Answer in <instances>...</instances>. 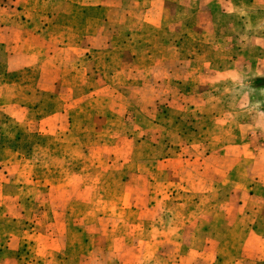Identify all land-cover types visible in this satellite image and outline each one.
Wrapping results in <instances>:
<instances>
[{
  "label": "crops",
  "instance_id": "crops-1",
  "mask_svg": "<svg viewBox=\"0 0 264 264\" xmlns=\"http://www.w3.org/2000/svg\"><path fill=\"white\" fill-rule=\"evenodd\" d=\"M259 12L263 15L254 22L261 27L257 33L263 35L264 0H0V76L37 68L33 79L35 93L52 95L61 104L38 117L33 107L28 108L19 100L20 95L9 92V84L1 78L0 113L27 126L29 131L59 137L75 146L80 143L76 131L90 124L87 120L92 118L90 131L127 134L131 138H124L125 145L133 148L135 127L109 128L105 125V115L110 113L124 121L134 109L138 110L135 106H141L138 101L146 98L141 113L158 114L162 118L161 124L152 121L151 128L159 126L161 133L156 135L158 140L147 141L151 146L150 154L141 156L137 166L145 165L143 171L148 175L146 199L141 196L140 204L133 202L135 198L127 191L131 179L126 178L123 201L115 209L117 212L108 216H120L121 211L127 209L134 214L145 211L152 216L151 230L164 233L156 228L158 222H162L161 231L167 232L174 226L175 212L182 209L183 219L192 208L197 210L203 196L213 201L215 194L225 190L226 194L236 196L235 206L230 211H239L240 223L247 229L239 251L235 255L232 251L228 257L230 264H264V104L254 111L260 123L249 125L253 111L249 112L246 106L250 100L219 114L216 109L210 110L211 103L207 102L206 91H203L204 86L220 81H236L239 87L248 90L264 88L250 85L245 66L240 62L229 63L224 68L211 59L195 63L197 43L222 51L228 44L221 42L217 34L222 32H217V28L223 27L228 34L238 19L237 24L247 29L249 18ZM197 14L210 19L205 27L202 22L198 25L193 21ZM221 15L229 18L225 26L218 24ZM167 22L173 24L172 28H167ZM187 23L189 29H186ZM144 31L147 32L145 40L141 34ZM244 32L243 36H247L242 37L243 40L249 38L247 31ZM139 41H145L146 46L140 47ZM261 46L264 54V45ZM155 49L163 53L154 54ZM106 52L121 54L117 67L107 73V79L106 72L103 74L97 68ZM258 74L253 77H264V71ZM80 84L88 89L78 98L75 87ZM138 86L140 88H136ZM164 86L167 89L163 90ZM127 89L135 91L137 99L127 97ZM122 98L127 100L118 102ZM99 99L106 101L105 111L95 110L94 115L86 117L89 112H85V107ZM233 99L234 96L228 95L227 100ZM161 104L166 106L160 107ZM171 110L176 112L175 116L168 115ZM100 113L104 123L95 129ZM240 114L241 120L236 119L234 115ZM166 166L171 173L169 178L161 175ZM33 171V162L23 156L16 154L0 159V211L5 209L8 213L3 228L22 222L19 211L26 215V199H20L19 191L36 187L38 181L33 180ZM78 178H81L78 173H71L63 181L51 183L49 188L70 186ZM79 188H70L67 192ZM172 195L174 200L171 201ZM179 195L184 197L176 198ZM188 199L190 202L186 201ZM10 202L15 204L13 210L18 214L10 212L13 206ZM102 207L100 203L97 216H105ZM51 211L54 213L49 224L51 231L37 230L41 219L27 224L21 233L0 230L1 263L9 256L11 262L23 264L25 260L19 256V251L25 242L33 241L38 255L49 253L53 236L60 234L57 233L62 230L60 227L64 228L62 219H57V210ZM64 212L63 206L62 214ZM103 218L112 220V217ZM125 222L118 219L114 225L117 229ZM98 223L102 224L101 220ZM231 225L226 226L222 238L215 239L211 233L204 241L205 246L198 250L191 249L193 236L185 234L182 228L157 244L148 237L135 238L137 247L130 240L113 235L110 241L119 247L111 255L117 260L126 256L128 264H140V257L143 258L141 264H219L220 260L221 264L227 256L224 258L219 250L225 241L229 243L234 224ZM111 229L113 225L108 230ZM101 234L105 235V231ZM102 240L105 244L109 241L105 237ZM136 259L139 260L135 262Z\"/></svg>",
  "mask_w": 264,
  "mask_h": 264
},
{
  "label": "rangeland",
  "instance_id": "rangeland-1",
  "mask_svg": "<svg viewBox=\"0 0 264 264\" xmlns=\"http://www.w3.org/2000/svg\"><path fill=\"white\" fill-rule=\"evenodd\" d=\"M247 9L252 11V9ZM258 14L259 15H253L251 19L249 18L250 26L247 29H245L244 25L237 24L239 22L238 19H235L236 25L234 24L231 28L233 31L230 30L228 34L224 31L223 27L217 28V32H222L221 35L217 34L218 37H221V42L224 45L228 44V47L223 48L222 51H214L203 43H197L195 63H201L205 59H211V61L219 65V67L224 68L229 63L235 64L236 62H240L245 66V75L246 78H250L251 85L254 79L253 76L264 71V54L261 51V44L264 45V34L261 35L257 33L258 30H261V27H258L254 22L263 15V12H259ZM217 20L218 24L225 26L229 18L221 15L218 16ZM193 21L197 22L198 25L202 22V26L205 27V24H208L210 19L207 15L197 14ZM168 23L169 22H167V28H172L173 24ZM189 25L188 23L186 24V29H189ZM193 25L196 26L194 23ZM244 31H247L249 38L243 40L241 38L247 36H243L242 33H245ZM141 34L143 35V40H145L144 38H146L147 32L144 31L141 32ZM140 42L141 41L138 42L140 47L143 48L146 46L144 43L145 41H143V43ZM153 53L161 55L163 51L155 49ZM154 54L151 53V55L155 56ZM120 59L121 54L106 52L105 56L101 57V66L97 65V68L103 74L106 72L105 77L107 79V73L117 67L116 64ZM104 64L105 66L102 67ZM242 64H239L240 67ZM36 73L37 68H34L11 73L9 76L4 74L0 76V79L3 78V80L7 81L9 84L7 88L10 93L20 95L21 99L19 100H22L26 107H33L37 116L41 117L59 108L61 104L51 95L39 94L38 92L35 93L33 79ZM94 84L96 85V83ZM238 85L236 81L233 83H229V81H220L212 85L204 86L203 91H206L207 96L205 99L207 102L211 103L210 110L216 109V112L221 114L225 109L234 108L250 100L249 105L246 106L249 112L253 111L250 112L251 119L249 120V125L254 123L257 124V122L259 124L261 120L258 118L259 115L254 111L264 104V90H248ZM75 88V93L78 95V98L84 95L85 90L88 89L85 84L77 85ZM136 88L140 87L138 86ZM162 88L165 90L167 86ZM125 93L127 97L131 96L137 99V97H135V91L130 92L127 89ZM228 95L234 96V99L227 100ZM22 96L25 98H22ZM124 100L126 101L127 99L122 98L118 100V102H124ZM138 103L141 105L135 106L138 110L134 109L129 118H124V121L121 119L119 120L115 115L110 116V113L105 115V125L109 128L113 129L114 127L119 126L121 128L125 126L128 129L129 126H132V128L135 127V129L132 130L135 135L133 148L132 145L131 147L125 145L124 138H131L127 134L118 131L113 132L111 130L105 132L90 131L92 118L87 120L90 121V124H84L81 130L76 131L80 143L75 146L63 141V137V140H60L59 137L56 138L55 136L29 131L27 126L24 127L23 124L19 125L10 117L0 113V138L1 136L4 137L3 143H11L12 137H14L18 131L27 134L28 138L23 137L22 141L20 140L21 142H29V145H26L22 151L24 154H27V157L20 153H17V155L23 156L33 162V180L38 181L36 187H27V189H21L19 191L20 199H26L27 203L25 207L26 215L23 216V212L21 214L19 211V221L22 222L7 225L3 228L7 220L6 217L8 216V213H5L4 209L0 211V230L3 229L7 233L17 231L21 233L26 229L27 224H32V222L41 219V226L38 227V225H36L37 230L51 231V225L49 224L50 221H53L52 214H54L51 209L57 210V219H62L61 221L64 224V228L60 227L62 228L61 231H57L54 228L57 233L60 234L53 236L54 242L52 245L53 247L49 250L50 255L44 252V255H38L36 253L37 247H35L34 242H26V246L22 249V257L25 260L23 264H116L118 261L123 264H128L129 262L126 256L121 260H117L111 255L114 254L115 250L119 247V244L110 241V237L113 235L130 240L137 247L138 245L135 238L148 237L157 244L165 240L167 235L176 233L175 230L182 228L185 234L193 236L189 244L191 249L198 250L205 246L204 241L210 238L211 233L215 235V239L222 238L226 226L234 224L233 226L231 225L230 236L228 238L229 243H225V241L219 250L224 258L227 256L221 264H230L228 257L231 256L232 251L234 255L239 251V247L247 229L240 223L238 216L239 211H230L235 206L236 196L233 194H226L225 190L222 194H215V199L213 201H208L206 196H203V198L198 201L197 210L192 208V210L188 212L189 214L183 219L181 218L182 209L175 212L173 216L174 226L167 232H165L166 230L161 231L162 222H158L156 228L164 233H157L156 231L154 233L151 230L149 225L152 216L145 211L134 214L131 209H127L121 211L120 216H108L116 213L117 210L115 209H117L123 201L122 198L126 178L131 179L127 191L129 195L131 194V196L135 198L133 202H138V204H140V197H146L145 193L148 189V183L146 184L148 175L143 171L145 165H140V167L137 166L141 162V156L144 157L148 155V153L150 154L151 146L150 142L147 141L159 139V136L157 137L156 135L157 133L160 135V127H153V131L151 128L152 121L159 124L160 122L162 123V121H160L162 118L158 116V114L141 113V107L144 108L146 106V98L140 99ZM106 106L107 103L105 100L99 99L95 102L92 101L88 107H85V112L88 111L90 114H84L86 117L87 115L92 116L95 110L103 111L107 108ZM112 106L116 108L115 105ZM163 106L166 105H160V107ZM168 115L175 116L176 112L171 110ZM234 116H236V119L238 118L241 120V114ZM99 118L100 120H98L97 117L96 121L94 120L96 123L95 129L101 128L104 123L101 113ZM155 128H157L158 131ZM71 173H78L81 178L77 180L73 179L74 182L71 183L70 186L49 188L51 183L63 181ZM135 174L138 176H135ZM161 175L165 178L171 176L168 166H166V169ZM77 186H80L77 191L67 192V189ZM173 196L174 195H172L170 199L171 201L174 200ZM183 197L184 195H179L176 198ZM188 197L190 198V196ZM186 201L190 202L189 199ZM100 203L104 205L102 208L106 211L104 214L105 216L101 215L102 218L97 216ZM10 205H13L10 212L12 214H18L13 210L15 204L10 202ZM63 206L64 211H67L66 213L64 212V214H62ZM5 214L6 216H4ZM103 217H112V220L108 221V219ZM118 219L126 220V222L123 223L124 225L122 224L123 227L118 226L116 229L114 223H117ZM236 219L237 222L235 221ZM98 220H101L102 224H99ZM195 220L197 221L195 222ZM111 225H113V229L108 230ZM102 231H105V235L101 234ZM102 237L109 240L107 244L103 242ZM11 249H13V247ZM109 255H111V258H109ZM143 256H145V252ZM140 258L142 259L140 260L141 264L143 258ZM3 260L5 261L4 264H15L14 260L11 262L9 256H6ZM137 260L139 259H136L135 262H137Z\"/></svg>",
  "mask_w": 264,
  "mask_h": 264
},
{
  "label": "trees",
  "instance_id": "trees-1",
  "mask_svg": "<svg viewBox=\"0 0 264 264\" xmlns=\"http://www.w3.org/2000/svg\"><path fill=\"white\" fill-rule=\"evenodd\" d=\"M252 84L255 87H262L264 88V77H255L252 81ZM52 96V95H51ZM51 112V111H50ZM23 137L28 138L27 134H23L21 132H17L14 137H12V141L9 144L3 143L4 137L1 136L0 138V159H6L12 155H16L17 153L24 154L22 151L26 147V145H29V142H21ZM39 137V136H38ZM45 139V138H41ZM21 140V141H20ZM25 140V139H24ZM27 157V154H24ZM28 243V242H27ZM26 246V242L21 245L19 256L22 255V249ZM22 260V257H21ZM24 261V258H23ZM221 261V260H220ZM219 261V264H220ZM25 263V261L23 262Z\"/></svg>",
  "mask_w": 264,
  "mask_h": 264
}]
</instances>
